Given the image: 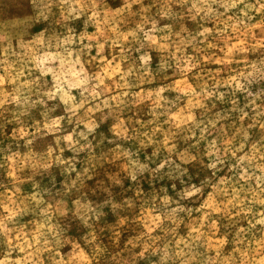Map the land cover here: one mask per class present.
Here are the masks:
<instances>
[{
	"label": "clouds",
	"instance_id": "obj_1",
	"mask_svg": "<svg viewBox=\"0 0 264 264\" xmlns=\"http://www.w3.org/2000/svg\"><path fill=\"white\" fill-rule=\"evenodd\" d=\"M0 264H264V0H0Z\"/></svg>",
	"mask_w": 264,
	"mask_h": 264
}]
</instances>
